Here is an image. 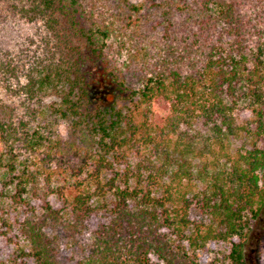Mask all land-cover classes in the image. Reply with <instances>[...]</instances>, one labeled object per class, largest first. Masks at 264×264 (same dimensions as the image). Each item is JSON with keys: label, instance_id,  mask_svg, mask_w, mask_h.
Listing matches in <instances>:
<instances>
[{"label": "trees", "instance_id": "16d2710c", "mask_svg": "<svg viewBox=\"0 0 264 264\" xmlns=\"http://www.w3.org/2000/svg\"><path fill=\"white\" fill-rule=\"evenodd\" d=\"M15 1L70 33L63 56L24 74L16 106L0 103L1 196L29 213L4 220L8 264H250L264 211L258 19L237 0ZM40 149L52 167L35 165Z\"/></svg>", "mask_w": 264, "mask_h": 264}, {"label": "rangeland", "instance_id": "374dc122", "mask_svg": "<svg viewBox=\"0 0 264 264\" xmlns=\"http://www.w3.org/2000/svg\"><path fill=\"white\" fill-rule=\"evenodd\" d=\"M240 10L246 14V19L252 15L258 19V34L264 38V0H237ZM117 7V9L115 8ZM114 13L122 12L116 4L113 6ZM124 12L123 17L126 15ZM70 33L67 27L58 35L46 29L41 20L31 21L22 16L19 11V4L15 0H0V103L5 106H16L18 96L16 89L24 84V74L28 69L38 65L57 61L64 54V47H67V35ZM116 45L114 42L113 46ZM85 47V46H84ZM9 69V72H7ZM12 70L16 71L19 79L13 78ZM112 91V89H111ZM110 99L112 93H108ZM43 106L40 103L31 104V110L38 112L47 108L53 102H56L54 96L44 98ZM157 120L165 117L168 113L167 104L160 100L156 104ZM6 116V114H5ZM234 116L239 124H244L252 118V112L247 107H240L234 112ZM72 132L71 126L65 121H56L53 124V133L59 138L67 140ZM47 150H37L33 156V161L37 167H52L47 159ZM31 161V160H30ZM35 171L34 169H31ZM2 177V176H0ZM3 192V191H2ZM0 187V264H8V259L15 257L16 246L9 241V232L5 223V218L13 216L29 215L20 210L19 214L15 211L16 205L11 204L6 198L1 196ZM34 206V205H33ZM11 212V214H7ZM7 214V215H6ZM14 219V218H13ZM2 233L8 234L3 235ZM17 241L18 239H14ZM239 240L236 239L235 242ZM15 243V242H14ZM219 247L211 245L209 255H205V260L213 259ZM246 255L250 264H264V211L260 218L254 221L251 233L245 244ZM5 261V262H4ZM19 264H23L19 259Z\"/></svg>", "mask_w": 264, "mask_h": 264}]
</instances>
